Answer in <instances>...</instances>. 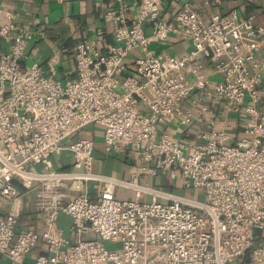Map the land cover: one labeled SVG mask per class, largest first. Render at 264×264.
<instances>
[{
    "label": "built area",
    "instance_id": "2783aa9c",
    "mask_svg": "<svg viewBox=\"0 0 264 264\" xmlns=\"http://www.w3.org/2000/svg\"><path fill=\"white\" fill-rule=\"evenodd\" d=\"M113 1L104 20L114 43L101 49L103 29L80 40L71 81L57 75L56 57L48 69L27 62L41 29L17 23L14 11L0 27L10 43L0 51V197L16 198L39 182L44 213L40 230L20 232L15 213L1 215L0 253L14 264L38 248L32 264H264V25L236 10L206 19L191 0L169 19L164 0ZM172 36L191 49L151 48ZM135 49L144 52L131 66ZM209 62L219 79L207 73ZM207 100L244 115V134L231 142L229 123L216 126ZM171 123L203 129L196 139L177 138L160 129ZM89 126L102 131L107 152L134 154L140 173L202 188L203 198L94 170L95 139L79 134ZM63 154L66 164L55 167ZM117 187L134 197L119 196ZM61 214L71 218L67 232L58 227Z\"/></svg>",
    "mask_w": 264,
    "mask_h": 264
},
{
    "label": "crops",
    "instance_id": "0c3cea01",
    "mask_svg": "<svg viewBox=\"0 0 264 264\" xmlns=\"http://www.w3.org/2000/svg\"><path fill=\"white\" fill-rule=\"evenodd\" d=\"M130 3H137L138 0H128ZM193 6L200 7L201 13L206 19H210L212 13H229L232 10L238 12L239 17L244 18L251 14L256 15V22L264 25V0H221L217 6L204 4L202 0H191ZM183 3V0H164L162 15L165 18H172L174 13ZM114 4L113 0H0V27L7 21V13L14 11L17 13V23L33 31L42 30L43 33H36L35 39L30 42L28 63L37 62L48 69L54 57H56L57 75L71 81L78 77L76 69L75 50L78 42L84 38L94 39L99 29L104 30V37L99 42L103 51L114 43V28L104 20V13ZM263 46L261 55L264 59V35L262 36ZM163 47L160 51H170L173 53H185L191 49L189 41H181L175 37H170L165 43L155 42L151 46ZM10 43L0 37V51H8ZM155 49V48H154ZM144 49L131 51L127 62L132 63L137 55L143 53ZM206 66L207 73L214 79H219L221 75L215 71L214 64L209 62ZM260 103L259 110L264 120V79L259 85ZM205 103L211 105L218 115L216 126H222L225 120L229 123L228 132L233 142L244 134L243 126L247 118L235 112H228L223 108V104L210 100ZM199 112L198 110H196ZM160 129L166 130L172 136L191 137L196 139L203 129L199 123H194L190 128L179 123L160 125ZM84 134L94 137L96 142L94 170L115 175L127 180H137L148 183L155 187L174 192L177 195L191 196L192 188H183L179 185L173 186L169 178L165 175L151 176L140 173L142 163L132 153L107 152L104 147L103 133L100 129L89 126L84 129ZM68 156L65 154L53 158L54 166L65 165ZM39 182L31 189H22V194L16 198L7 199L0 197V216L7 213H15L18 216V231L40 230L43 226L44 213L40 211ZM97 191L96 184L91 186ZM93 192L92 196L97 197ZM50 191H47L49 194ZM116 193L121 197L133 198L135 192L131 188L117 187ZM146 198L148 196H145ZM71 218L66 214H61L58 219V227L67 232V227ZM39 248L31 253V258L27 257L25 264H32ZM0 264H14L7 254L0 253Z\"/></svg>",
    "mask_w": 264,
    "mask_h": 264
},
{
    "label": "rangeland",
    "instance_id": "374dc122",
    "mask_svg": "<svg viewBox=\"0 0 264 264\" xmlns=\"http://www.w3.org/2000/svg\"><path fill=\"white\" fill-rule=\"evenodd\" d=\"M151 48H155V49H157V50H162L163 49V47H159V46H157V45H153V46H151ZM80 135L81 134H83V135H85L84 134V132L82 131L81 133H79ZM204 193H205V190L204 189H193V193L191 194V196L192 197H199V198H203V195H204ZM107 246H108V248H113V247H115V246H118V244H112V243H108L107 244ZM35 251H37V249H34L31 253H34ZM31 253L27 256V257H30L31 258ZM36 256V255H35ZM35 258V257H34Z\"/></svg>",
    "mask_w": 264,
    "mask_h": 264
}]
</instances>
